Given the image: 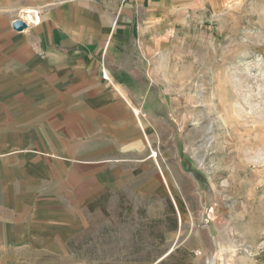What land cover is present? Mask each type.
<instances>
[{"label":"rangeland","instance_id":"obj_1","mask_svg":"<svg viewBox=\"0 0 264 264\" xmlns=\"http://www.w3.org/2000/svg\"><path fill=\"white\" fill-rule=\"evenodd\" d=\"M170 7L146 61L157 156L81 207L66 244L0 264H264V0Z\"/></svg>","mask_w":264,"mask_h":264},{"label":"crops","instance_id":"obj_2","mask_svg":"<svg viewBox=\"0 0 264 264\" xmlns=\"http://www.w3.org/2000/svg\"><path fill=\"white\" fill-rule=\"evenodd\" d=\"M171 4L0 0V258L66 244L81 207L150 165L149 33Z\"/></svg>","mask_w":264,"mask_h":264},{"label":"water","instance_id":"obj_3","mask_svg":"<svg viewBox=\"0 0 264 264\" xmlns=\"http://www.w3.org/2000/svg\"><path fill=\"white\" fill-rule=\"evenodd\" d=\"M13 27L16 31L18 30H23L25 28L28 27V23L27 21H25L24 19H20L18 18L14 23H13Z\"/></svg>","mask_w":264,"mask_h":264},{"label":"bare ground","instance_id":"obj_4","mask_svg":"<svg viewBox=\"0 0 264 264\" xmlns=\"http://www.w3.org/2000/svg\"><path fill=\"white\" fill-rule=\"evenodd\" d=\"M32 18V17H31ZM33 20V19H32ZM32 23H33V21H32ZM262 130V129H261ZM153 156L155 157V156H157V154H153ZM214 261H215V259H214ZM214 261H212V259H209L208 260V264H214Z\"/></svg>","mask_w":264,"mask_h":264},{"label":"built area","instance_id":"obj_5","mask_svg":"<svg viewBox=\"0 0 264 264\" xmlns=\"http://www.w3.org/2000/svg\"><path fill=\"white\" fill-rule=\"evenodd\" d=\"M37 21L35 19H33V24L36 23Z\"/></svg>","mask_w":264,"mask_h":264},{"label":"trees","instance_id":"obj_6","mask_svg":"<svg viewBox=\"0 0 264 264\" xmlns=\"http://www.w3.org/2000/svg\"><path fill=\"white\" fill-rule=\"evenodd\" d=\"M92 208L94 207L92 204L90 205Z\"/></svg>","mask_w":264,"mask_h":264}]
</instances>
